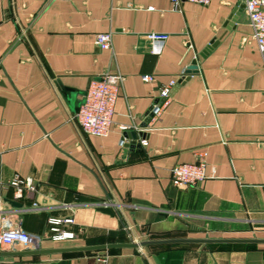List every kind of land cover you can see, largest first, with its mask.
I'll return each mask as SVG.
<instances>
[{
    "label": "crops",
    "instance_id": "1",
    "mask_svg": "<svg viewBox=\"0 0 264 264\" xmlns=\"http://www.w3.org/2000/svg\"><path fill=\"white\" fill-rule=\"evenodd\" d=\"M241 4L181 0L174 10L171 0H0V214L46 235L42 248L124 242L128 232L144 239L264 237V67L245 9L227 25ZM106 31L114 58L94 43ZM151 33L168 35L159 51ZM193 61L160 114L140 127L160 86ZM108 69L124 81L112 130L99 137L81 130L75 111ZM119 125L143 133L139 148L127 145ZM200 150L212 176L174 186L171 167L193 162ZM14 175L31 178L36 189L15 198L7 183ZM68 217L72 222L57 227L76 237L48 238V219ZM0 264H264V243L1 256Z\"/></svg>",
    "mask_w": 264,
    "mask_h": 264
},
{
    "label": "built area",
    "instance_id": "2",
    "mask_svg": "<svg viewBox=\"0 0 264 264\" xmlns=\"http://www.w3.org/2000/svg\"><path fill=\"white\" fill-rule=\"evenodd\" d=\"M174 10L180 9L181 0H171ZM198 4H208L210 0H188ZM246 16L252 30V38L262 58L264 67V0H243ZM148 10H153V6H148ZM149 43L153 51H159L162 43L167 39V34L151 33L147 35ZM95 45L102 50H109L114 58L112 47V32H98L94 36ZM158 44V45H156ZM186 77V72H182L176 78H173L160 86L159 93L155 98L152 106L147 113L152 112V117L160 114L162 106L168 103L171 92ZM141 79L144 82H153L154 76L151 74H142ZM124 81V76L116 70H106L96 79H93L87 90L83 94V99L75 111V119L77 120L81 130L84 133L106 137L111 132L114 113V105L119 95L120 89ZM158 100V101H156ZM159 100H162L161 102ZM156 101V102H155ZM148 114H146L147 116ZM150 118V119H151ZM120 130H125L128 126L119 125ZM142 145H146V140L142 139ZM194 161L189 163H177L170 169V177L172 184L176 187L194 186L204 179L212 176L207 172L209 164L207 162V151L200 150L195 152ZM14 190L15 198L23 195L24 190L33 191L36 184L31 178H21L14 175L8 182ZM1 201V198H0ZM62 222H72L71 218H49V231L53 232L48 238L52 240H71L76 236L73 232L59 230L58 224ZM129 239L133 241L143 240L144 236H132L128 232ZM46 235L30 234L20 227V218L11 214H0V245L2 246H18L22 245L28 249L41 247L42 241ZM138 250H142L139 248ZM101 260L104 262L105 258Z\"/></svg>",
    "mask_w": 264,
    "mask_h": 264
},
{
    "label": "water",
    "instance_id": "3",
    "mask_svg": "<svg viewBox=\"0 0 264 264\" xmlns=\"http://www.w3.org/2000/svg\"><path fill=\"white\" fill-rule=\"evenodd\" d=\"M244 8V4L233 8L232 12L228 16L227 25L231 26L234 21L238 18L240 11ZM216 44L215 40H212L206 48L201 52V56H204L211 47ZM195 61L192 62V65L186 70V73H190L192 69H195ZM179 84L176 85V87ZM175 87V88H176ZM174 88V89H175ZM158 101V100H156ZM155 101V102H156ZM160 102L162 100H159ZM144 121L141 123L140 127H145L147 122H149L152 117V112L147 113ZM137 135L143 137L141 131L134 130H125L122 133V139L128 138L131 140L129 145L130 147L136 146L140 147V144L136 142ZM13 207H20L21 204L14 200H6ZM179 243H190V244H215V243H228V244H258L264 243V237H179V238H160V239H143L138 242L128 239L124 242H109V243H100V244H86V245H71V246H59V247H50L42 248L38 247L35 249H26L21 251H2L0 250L1 256H27V255H42V254H51V253H83V252H96L104 251L108 249H118V248H132L139 249L152 245L160 244H179Z\"/></svg>",
    "mask_w": 264,
    "mask_h": 264
},
{
    "label": "trees",
    "instance_id": "4",
    "mask_svg": "<svg viewBox=\"0 0 264 264\" xmlns=\"http://www.w3.org/2000/svg\"><path fill=\"white\" fill-rule=\"evenodd\" d=\"M114 250H116V249H108V251H114ZM68 254H73V253H68Z\"/></svg>",
    "mask_w": 264,
    "mask_h": 264
},
{
    "label": "rangeland",
    "instance_id": "5",
    "mask_svg": "<svg viewBox=\"0 0 264 264\" xmlns=\"http://www.w3.org/2000/svg\"><path fill=\"white\" fill-rule=\"evenodd\" d=\"M127 235H128V234H127ZM127 235H126V237H125V238H129V236H127ZM145 239H146V238H145Z\"/></svg>",
    "mask_w": 264,
    "mask_h": 264
}]
</instances>
